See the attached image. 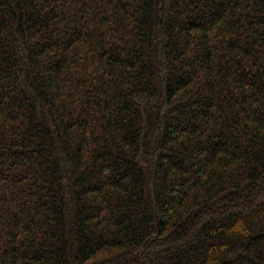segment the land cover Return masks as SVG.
Wrapping results in <instances>:
<instances>
[{"label":"trees","instance_id":"1","mask_svg":"<svg viewBox=\"0 0 264 264\" xmlns=\"http://www.w3.org/2000/svg\"><path fill=\"white\" fill-rule=\"evenodd\" d=\"M0 264H264V0H0Z\"/></svg>","mask_w":264,"mask_h":264}]
</instances>
